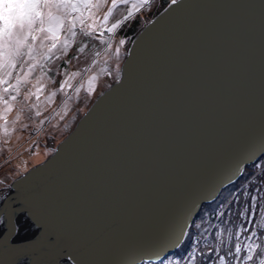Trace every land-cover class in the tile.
Listing matches in <instances>:
<instances>
[{
  "label": "water",
  "instance_id": "obj_1",
  "mask_svg": "<svg viewBox=\"0 0 264 264\" xmlns=\"http://www.w3.org/2000/svg\"><path fill=\"white\" fill-rule=\"evenodd\" d=\"M261 149L264 0H171L132 38L120 77L43 161L10 182L2 196L32 215L40 233L15 245L5 237L0 248L49 240L52 254L36 264H80L79 244L94 239L98 223L114 224L107 210L121 207L123 225L146 214L154 231L143 230L145 243L109 264L162 260ZM77 210L85 214L79 223L70 218ZM30 252L0 264H27Z\"/></svg>",
  "mask_w": 264,
  "mask_h": 264
},
{
  "label": "snow or ice",
  "instance_id": "obj_2",
  "mask_svg": "<svg viewBox=\"0 0 264 264\" xmlns=\"http://www.w3.org/2000/svg\"><path fill=\"white\" fill-rule=\"evenodd\" d=\"M172 2L176 4L177 0ZM3 3H16L21 6L20 14L15 19L0 17V104L3 105L0 119H4L0 130L7 135V113L12 110V101L17 99L21 86L30 82L29 78L35 79L33 85L35 91L29 92L25 99L29 96L39 99L40 93L46 89L45 81L52 79V68L57 62L69 56V51L76 45L78 36L84 38L80 45L74 48V51L80 55L87 51L86 40H97L105 48H110L112 45L105 35L115 34L118 29L149 7L152 0H111L99 24L95 21L87 23V19L91 18L92 10L98 8L102 0H0V4ZM124 43L122 39L120 44ZM119 51V48H116L117 55ZM97 55L99 52L93 54L91 64L96 63ZM76 58L78 57L73 56L69 59ZM87 71L88 68L69 72L66 70V62L62 64L58 71L62 77L59 87L48 95L47 100L51 101L59 92H65L67 99L63 103L67 105L71 94L73 92L79 94L84 87L74 81ZM96 79L95 75L88 78L86 81L88 91H91ZM33 107L38 106L33 105ZM37 115H39L38 111ZM249 161L252 166L251 179L235 193L229 194L234 197L232 203L236 208L234 213L230 211L228 215L230 217L235 215L240 223L233 229L227 227L221 229L216 225H210L202 231V224L197 223L195 228L198 235L193 237L189 250L180 258L170 257L167 264H180L181 259L185 264H197L198 257H203L204 264H264V192H255L249 196L247 191L254 182L258 186L264 183V149L253 153ZM242 172L243 169L237 175ZM240 192H243V203H240ZM232 203L226 206L231 208ZM245 216H247L246 221ZM253 216L256 218L253 219ZM216 217L222 220V212H217ZM231 222L230 219L226 223ZM25 224H30V227H25ZM247 224H252L253 229L250 230ZM26 229L34 230L29 232L25 231ZM212 231L215 232V236L211 246L208 247V253L215 255L210 257L208 253L198 252L197 248L201 244V237L204 238L205 245L209 244L204 234ZM224 232L228 233L227 247L223 238ZM39 233L40 228L36 227L32 215L10 205L6 195L0 196V239L10 237L11 244L15 245L20 241H34ZM188 235L186 225L180 241L174 246L177 249L182 247ZM26 262L34 264L30 257H26Z\"/></svg>",
  "mask_w": 264,
  "mask_h": 264
},
{
  "label": "rangeland",
  "instance_id": "obj_3",
  "mask_svg": "<svg viewBox=\"0 0 264 264\" xmlns=\"http://www.w3.org/2000/svg\"><path fill=\"white\" fill-rule=\"evenodd\" d=\"M163 1L164 0H152V4L134 18L139 19L138 25L148 22L163 6ZM110 4L111 0H102L100 6L92 10L91 18L87 19V23L95 21L99 24ZM20 11L21 6L16 3L0 4V17L15 19L20 14ZM129 23L127 22L125 25ZM125 25L121 29H118L115 34L110 36H108V34L105 35V38L110 40L112 46L110 48H105V46L101 45L94 50L95 53L99 52V55L95 56V64H91L93 56L90 57L87 64L71 59L67 61L66 70L69 72L88 68L87 72H83L82 76H78L74 81V83L82 84L84 87H82L79 94L74 92L71 94V98L68 99L67 105L63 103V101L67 99L65 92H59L51 101L47 100L48 95L56 91L59 87V81L62 77L60 75L59 77L58 73L52 76V79L45 81L46 89L40 93L39 99L35 96H29L28 99H25V96H27L29 92L35 91L33 87L35 84L34 78H29L30 82L21 86L17 99L12 101V110L8 112L6 116L8 121V134L5 135L4 132L0 130V196L3 195L4 191L15 177L26 171L29 167L43 161L53 151L55 145L72 130L76 121L87 110L95 97L120 77V66L131 42L127 36L119 34V31H123L126 28ZM77 28H79V24ZM78 37L77 39H79ZM82 38L83 37H81V39ZM122 39L125 41L123 45L120 44ZM116 48L120 50L119 55L116 54ZM57 63L53 67L54 73L55 71L58 72L60 69H57ZM101 69H104V71H101ZM93 75H95L97 79L94 81L91 91H88L86 81ZM56 76L59 77L57 81H55ZM33 105H37L38 107H33ZM37 111L39 115H37ZM0 112H3L2 104H0ZM18 115L19 118L17 119ZM3 124L4 119H0V125ZM221 191L222 192L217 196V203H213L215 204L214 207L211 205L210 207L208 206L209 211H204L205 214L203 216L198 215L191 221L188 229L189 235L184 241V249L178 254L170 253L166 258L159 260L160 264H167L170 257L180 258L186 254L193 237L198 235L197 229L195 228L197 223L202 224L201 231L203 228H207L210 225H218L217 227L221 229L224 227L233 229L221 223L220 219L216 217L217 212H222L223 217V212L227 208L226 205L232 203L234 199V197L229 195L230 191L228 189ZM232 205H234V203H232ZM212 208L215 210H212ZM255 218L256 217L253 216V219ZM244 219L246 221L247 216ZM246 226L248 228L250 227V230L253 229L252 224H247ZM204 235L208 238L209 244L205 245L204 238L201 237V244L197 248V251L207 249L209 245H211L210 242H213L215 232L212 231ZM227 235L228 233L224 232L223 238L225 242H227ZM159 261H155L156 264L159 263ZM143 264H154V262H143ZM180 264H185V262L181 259Z\"/></svg>",
  "mask_w": 264,
  "mask_h": 264
},
{
  "label": "bare ground",
  "instance_id": "obj_4",
  "mask_svg": "<svg viewBox=\"0 0 264 264\" xmlns=\"http://www.w3.org/2000/svg\"><path fill=\"white\" fill-rule=\"evenodd\" d=\"M164 201L166 202V204H168L171 201V199H169V197H166ZM50 203H52L53 205L56 204V202H54L52 199H50ZM47 204H49V202ZM124 209L120 207L119 209H116L114 211L107 210V213H109V215H112L113 218H116V221L114 222V224L109 225L105 223H98L97 226L95 227V233L93 234L94 239L93 240L90 239V241H87V242L84 241L79 244V251L77 253H79L78 262L80 264H109L114 259L115 255H121V254L122 256L120 258H123L124 260L127 254L132 250L133 247L131 246L138 247V246H141V244L145 243V241L148 238H147V235L145 234L143 235L142 232L143 230L144 231L146 230L147 233H148V230L154 231L153 229L154 224L151 223L147 219V216H145L146 214H143L140 219H137L135 222H133L132 220L133 213H132L130 214V216L127 217L123 225L122 220H119L117 216L119 214H121L122 216L123 212L121 211ZM84 215L85 214L77 210L74 214L72 213L70 214L71 216L70 218L73 220V222L79 223L80 221L84 220L85 218ZM45 222L47 226H50L49 225L51 224L50 218L48 219L45 218ZM51 229L57 230L58 228L53 226L51 227ZM188 229L189 227L187 228V230ZM105 231L108 234V236L104 235ZM48 232L50 233V231ZM159 235H155V236H159ZM70 248H74V247L67 246L68 250ZM53 249H54V245L49 240H44L40 242L39 244H37V246L32 245L28 249L20 248V249L15 250L12 247L9 248L8 246H5V247L0 248V260L4 258V260L8 261L10 260V258L13 259L14 257H16L17 254L31 251L29 253V256L27 255V257H30L32 261L34 262V264H36L34 260L38 256L42 254H45V255L52 254L50 252ZM1 253L3 254V257Z\"/></svg>",
  "mask_w": 264,
  "mask_h": 264
},
{
  "label": "trees",
  "instance_id": "obj_5",
  "mask_svg": "<svg viewBox=\"0 0 264 264\" xmlns=\"http://www.w3.org/2000/svg\"><path fill=\"white\" fill-rule=\"evenodd\" d=\"M169 1L168 0H164L163 1V6L159 9V10H161L167 3H168ZM158 10V11H159ZM157 11V12H158ZM156 12V13H157ZM129 23V22H128ZM138 23H139V19L138 18H136V19H134L133 21H131L128 25H125L126 26V28L123 30V31H119V34L120 35H123V36H127L128 38H129V40H132V38L135 36V34L140 30V28L145 24H140V25H138ZM79 29V28H78ZM79 39H77V41H76V45H74V48L76 47V46H79L80 45V42H81V40H84V38H82L81 39V37L79 36L78 37ZM85 45H86V48H87V51L85 52V54H83V55H80V54H78V53H76L75 51H74V48L73 49H70V51H69V56L68 57H65L64 58V60L63 61H59L58 63H57V69H59V68H61V65L62 64H65V62H66V64H67V61H69V58L70 57H73V56H75V57H78V58H76V59H71V60H73V61H75V60H77V61H79L80 63H83V64H87L88 63V61L90 60V57H92L93 56V54L95 53L94 52V50L96 49V48H99L100 46H101V44L97 41V40H86L85 41ZM99 46V47H98ZM60 70V69H59ZM58 72H56L55 71V73H54V69L52 68V76H55V74H57ZM58 76H59V74H58ZM58 76H56L55 77V81H57L58 79H59V77ZM252 166L251 165H246L245 167H244V169H243V172L241 173V175H240V177L237 179V180H235L234 182H232L231 184H229V185H227L225 188H223L222 190H226V189H228L229 191H230V193H232V192H234V191H236L237 189H240L243 185H245L246 183H247V181L248 180H250L251 179V173H252V168H251ZM243 181V182H242ZM247 191L249 192V196L250 195H252V194H255V192H264V183H261L260 184V186H258L257 185V183H253V184H251L249 187H248V189H247ZM220 192H222V191H220ZM219 195V194H218ZM239 196H240V203H243V192H240L239 193ZM217 197L213 200V202H208V203H204L201 207H200V210H199V212H198V214L196 215V216H198V215H200V216H203L204 214H205V212L204 211H209V207H210V205L211 206H213L214 207V205L215 204H213V203H217ZM209 206V207H208ZM235 208H236V205L234 204V205H232V207L231 208H226L225 209V211L223 212V214H224V216H223V219L222 220H220L221 221V223H224L226 226H230L231 228H234V226L236 225V223H240V221L235 217V215H233V216H229L228 215V213L231 211V212H235ZM214 208H212V210H213ZM215 210V209H214ZM210 211H211V209H210ZM212 212V211H211ZM196 218V217H195ZM245 218H246V216H245ZM231 219V223H226L228 220H230ZM250 228V227H249ZM259 234V233H258ZM211 243V242H210ZM211 245H209V247H210ZM227 246H229L228 245V241L227 242H225V247H227ZM184 247H185V242L183 243V245H182V247H180L179 249H175L173 252H172V254H178L179 252H181L183 249H184ZM198 252H204V253H208V248L207 249H202V250H198ZM222 254V253H221ZM208 255L211 257V256H213V255H215L214 253H208ZM142 264H143V262H142ZM154 264H156V262H154ZM157 264H160V261H159V263H157ZM197 264H204V259H203V257H198V259H197Z\"/></svg>",
  "mask_w": 264,
  "mask_h": 264
}]
</instances>
